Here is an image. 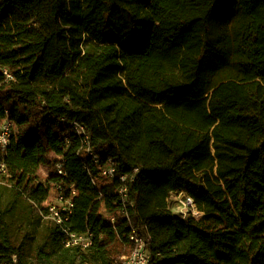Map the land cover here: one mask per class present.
Returning a JSON list of instances; mask_svg holds the SVG:
<instances>
[{
    "label": "trees",
    "instance_id": "16d2710c",
    "mask_svg": "<svg viewBox=\"0 0 264 264\" xmlns=\"http://www.w3.org/2000/svg\"><path fill=\"white\" fill-rule=\"evenodd\" d=\"M5 119L0 264H120L134 230L162 264H264V0H0ZM58 185L114 209L89 250L43 218Z\"/></svg>",
    "mask_w": 264,
    "mask_h": 264
},
{
    "label": "built area",
    "instance_id": "2783aa9c",
    "mask_svg": "<svg viewBox=\"0 0 264 264\" xmlns=\"http://www.w3.org/2000/svg\"><path fill=\"white\" fill-rule=\"evenodd\" d=\"M78 133H85V129L81 126H76ZM15 133V124L7 119L0 120V173L6 174V163L5 159L7 156V150L11 143V138ZM88 137H86V141ZM56 171L61 176H66V172L63 169L62 164H58L56 167ZM104 175L109 176L111 178L115 175V169L109 168L108 170L103 172ZM122 181L126 180V177H121ZM2 184H6V182H0ZM54 191L55 200L57 201L54 204H49L48 201ZM126 191L125 188L121 190V194ZM124 195V194H123ZM174 194H171V196ZM80 196L78 195L74 185L64 186L58 185L56 186L49 196L48 201L46 202V207L48 210V214H46L43 218L50 219L54 221L56 224L60 225L64 232L66 233V238L64 240V245L66 248L80 247L83 250H89L94 243V236L91 231L93 227V222L87 217V224L90 228L89 231L83 234H77L71 232L69 229L65 227L66 223L70 221L72 216L75 213H78L77 210V202ZM187 202L190 206L195 208L194 202L191 198L187 197ZM186 205V203H184ZM196 209V208H195ZM200 213V212H199ZM184 214V213H183ZM201 214V213H200ZM109 222L113 225L115 223L114 215L110 214L108 218ZM130 242L132 245V249L128 254H124L121 257L120 264H162V261L156 260L152 256L149 251V239L141 237L135 230L131 233ZM160 254H157L156 257H159ZM14 264H17L16 257L14 258Z\"/></svg>",
    "mask_w": 264,
    "mask_h": 264
},
{
    "label": "rangeland",
    "instance_id": "374dc122",
    "mask_svg": "<svg viewBox=\"0 0 264 264\" xmlns=\"http://www.w3.org/2000/svg\"><path fill=\"white\" fill-rule=\"evenodd\" d=\"M48 163L49 159L42 161V174L46 175L48 171ZM187 197H189L187 194H177L170 195V201H169V208L172 211L173 214H180L184 213L185 215H192L195 218L199 219L202 217V214H200L197 209H195L193 206H190V204L187 202ZM190 198V197H189ZM57 201L55 200V194L54 191L52 192V195L48 201L49 204H54ZM186 203V205H184ZM58 204V203H56ZM113 208L105 201L103 198H98L96 200H90L85 197H80L77 202V212L80 215L87 216L88 219L91 221V223L95 221L102 220L103 218L109 217L110 214L113 213ZM129 251L127 250L125 255L128 254ZM123 254V255H124Z\"/></svg>",
    "mask_w": 264,
    "mask_h": 264
}]
</instances>
